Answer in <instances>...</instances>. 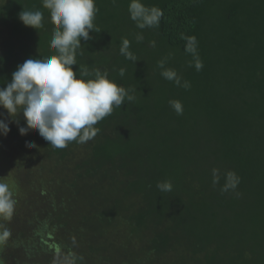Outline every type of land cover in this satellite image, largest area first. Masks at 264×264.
<instances>
[{"label": "trees", "instance_id": "1", "mask_svg": "<svg viewBox=\"0 0 264 264\" xmlns=\"http://www.w3.org/2000/svg\"><path fill=\"white\" fill-rule=\"evenodd\" d=\"M142 2L163 10L158 28L138 29L130 0H96L100 32L81 40L74 71H107L135 97L92 140L57 149L36 130L21 136L22 114L9 124L4 154L16 170L0 179L17 204L0 221L11 231L0 264H53L58 251L83 256L78 264H264V0ZM23 9L42 11L44 27L25 26ZM54 28L42 0H0V87L25 60L55 54ZM192 35L199 72L184 50ZM123 38L136 63L120 54ZM165 57L190 89L160 75ZM228 171L240 183L222 192ZM165 180L170 192L156 187Z\"/></svg>", "mask_w": 264, "mask_h": 264}, {"label": "clouds", "instance_id": "2", "mask_svg": "<svg viewBox=\"0 0 264 264\" xmlns=\"http://www.w3.org/2000/svg\"><path fill=\"white\" fill-rule=\"evenodd\" d=\"M112 2L115 5L117 0ZM42 6L49 10L51 22L55 25L50 41V48L55 50V54L44 59L25 60L12 73L11 81L0 87V108L5 109L7 117L11 118L9 120L0 113V136L6 137L11 130L9 124H18L17 118L22 114L26 126H19L21 136L36 130L41 138L57 149H63L71 142L85 144L97 135L99 129L95 125L98 122L135 97L130 94L131 89L111 80L107 71H89L87 67L73 69L78 64L77 55L82 54L79 51L81 40L92 39V31L100 32L94 24L99 11L96 0H42ZM128 11L130 19L141 30L158 28L163 16L161 8L146 6L142 0H130ZM19 19L25 26L36 30L44 27V14L40 10L23 9ZM135 39L137 43L142 42V32H138ZM184 39V50L192 57L189 67L199 72L203 69V61L198 52V40L194 35ZM150 43L155 47V41ZM119 51L125 59L133 63L138 61L130 50L129 39H122ZM167 60L168 57H165L157 62L160 75L178 87L190 89V81L183 80L175 69L166 67ZM120 75H124L123 69ZM169 104L177 115L183 114L181 101L170 100ZM25 147L31 149L38 146L34 141H25ZM212 176L213 184L219 183V169L214 168ZM239 183V176L234 171H228L221 191L235 190ZM156 187L161 192H170L172 183L158 181ZM16 204L12 187L0 180V221L12 219ZM10 236L9 228L0 223V243L6 242ZM78 261H83V256L74 251H58L53 264H78Z\"/></svg>", "mask_w": 264, "mask_h": 264}, {"label": "rangeland", "instance_id": "3", "mask_svg": "<svg viewBox=\"0 0 264 264\" xmlns=\"http://www.w3.org/2000/svg\"><path fill=\"white\" fill-rule=\"evenodd\" d=\"M5 144L6 143H5V140H4V136H0V174L2 175L1 177H3V176H5V177L12 176L14 174V172H15L14 170H16V168H14L11 165V163L7 162V158H6L7 154H4V153H6V150L4 148ZM8 157H10V160H13V158H11L12 155H9ZM2 180L5 181V178H2Z\"/></svg>", "mask_w": 264, "mask_h": 264}]
</instances>
